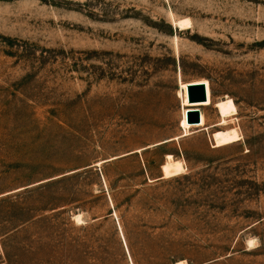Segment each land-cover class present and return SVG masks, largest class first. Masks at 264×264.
<instances>
[{
    "label": "rangeland",
    "instance_id": "obj_1",
    "mask_svg": "<svg viewBox=\"0 0 264 264\" xmlns=\"http://www.w3.org/2000/svg\"><path fill=\"white\" fill-rule=\"evenodd\" d=\"M130 246L264 264V0H0V264H135Z\"/></svg>",
    "mask_w": 264,
    "mask_h": 264
},
{
    "label": "bare ground",
    "instance_id": "obj_2",
    "mask_svg": "<svg viewBox=\"0 0 264 264\" xmlns=\"http://www.w3.org/2000/svg\"><path fill=\"white\" fill-rule=\"evenodd\" d=\"M174 23L179 28H189L190 25H191L189 19H184V20H180V21H174ZM191 104H194V103H191ZM217 108L219 110V113H220V116H221L222 120H224V121H225V119L227 117L232 116L231 114L236 111L235 103L230 98H227V99L219 102L217 104ZM192 109H194V108H185L184 109L182 126L187 128V129L188 128H192V129L193 128H204L206 126V120H205V116H204V114H203L201 109H199L200 112H201V122L199 124L188 123L187 111L188 110H192ZM76 217H77L76 219H78L77 221H79V218H81V215H77ZM176 264H186V263L185 262H179V263H176Z\"/></svg>",
    "mask_w": 264,
    "mask_h": 264
},
{
    "label": "water",
    "instance_id": "obj_3",
    "mask_svg": "<svg viewBox=\"0 0 264 264\" xmlns=\"http://www.w3.org/2000/svg\"><path fill=\"white\" fill-rule=\"evenodd\" d=\"M189 102L198 104L208 100L207 87L204 83H191L188 85ZM187 120L191 124H199L201 122V112L199 109L187 111Z\"/></svg>",
    "mask_w": 264,
    "mask_h": 264
},
{
    "label": "trees",
    "instance_id": "obj_4",
    "mask_svg": "<svg viewBox=\"0 0 264 264\" xmlns=\"http://www.w3.org/2000/svg\"><path fill=\"white\" fill-rule=\"evenodd\" d=\"M124 234V233H123ZM124 238H125V236H124ZM125 240H126V238H125ZM127 243V242H126ZM128 246V245H127ZM128 250H129V247H128ZM130 251H131V254H132V257H133V259H134V262H135V264H137V262H136V252H135V250H134V248L132 247V246H130V250H129V253H130ZM131 257V258H132Z\"/></svg>",
    "mask_w": 264,
    "mask_h": 264
},
{
    "label": "crops",
    "instance_id": "obj_5",
    "mask_svg": "<svg viewBox=\"0 0 264 264\" xmlns=\"http://www.w3.org/2000/svg\"><path fill=\"white\" fill-rule=\"evenodd\" d=\"M198 82H201V80H197V81H192L191 83H198ZM190 83V84H191ZM209 107H211V106H209ZM205 108H208V107H205ZM204 109V108H203ZM201 131V130H200Z\"/></svg>",
    "mask_w": 264,
    "mask_h": 264
}]
</instances>
